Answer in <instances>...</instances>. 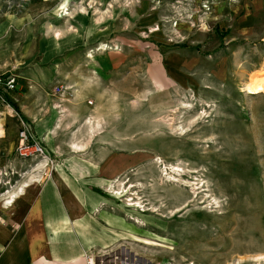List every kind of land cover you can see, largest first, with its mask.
I'll return each instance as SVG.
<instances>
[{
  "label": "rangeland",
  "instance_id": "rangeland-1",
  "mask_svg": "<svg viewBox=\"0 0 264 264\" xmlns=\"http://www.w3.org/2000/svg\"><path fill=\"white\" fill-rule=\"evenodd\" d=\"M26 1L0 0L18 84L0 90V210L63 170L100 197L88 242L111 245L89 264H264V0ZM49 48L71 87L22 79ZM45 90L86 93L90 116L59 108L40 131L24 99ZM22 119L47 159L17 156Z\"/></svg>",
  "mask_w": 264,
  "mask_h": 264
},
{
  "label": "crops",
  "instance_id": "crops-1",
  "mask_svg": "<svg viewBox=\"0 0 264 264\" xmlns=\"http://www.w3.org/2000/svg\"><path fill=\"white\" fill-rule=\"evenodd\" d=\"M58 51L60 48L44 51L43 65L26 68L21 72L22 79L38 87H71L70 74L59 70L62 64L47 66ZM0 53V72L4 73L11 68L6 67L12 63V52L7 55L1 50ZM60 95H51L45 90L39 97L24 99L25 118L38 120L40 131L49 130L52 134L54 127L49 128L45 120L47 115L57 114L59 108H64L60 114L68 112L76 119L85 120L90 116L85 104L86 93H81L75 100ZM28 120L26 122L30 124ZM72 146V143L66 144L59 148V152L72 150ZM16 196L15 204L0 210L4 217L0 220V264H89L91 250L111 245L110 242H88L90 238L86 231L96 222L93 211L100 203V197L85 186H78L75 177L63 170L52 174L45 184L38 183L34 187L32 184L24 194ZM52 231H57L53 240ZM78 234L82 240H78Z\"/></svg>",
  "mask_w": 264,
  "mask_h": 264
},
{
  "label": "built area",
  "instance_id": "built-area-1",
  "mask_svg": "<svg viewBox=\"0 0 264 264\" xmlns=\"http://www.w3.org/2000/svg\"><path fill=\"white\" fill-rule=\"evenodd\" d=\"M26 0H6V10L9 12H22ZM17 78L12 74L0 75V90L15 91L17 89ZM0 94V104H4ZM16 154L21 160H42L47 159L46 148L42 142L36 140L32 133L30 124L23 119L20 122Z\"/></svg>",
  "mask_w": 264,
  "mask_h": 264
},
{
  "label": "bare ground",
  "instance_id": "bare-ground-1",
  "mask_svg": "<svg viewBox=\"0 0 264 264\" xmlns=\"http://www.w3.org/2000/svg\"><path fill=\"white\" fill-rule=\"evenodd\" d=\"M64 11H67V10H64ZM66 16H69L68 14H65ZM59 36V35H58ZM57 36V37H58ZM101 50L103 51V50H105V46H102V48H101ZM254 82H255V84H256V86L262 91V92H264V71H260V72H258V73H256V75H255V79H254ZM182 104H184V103H182ZM191 109L192 108V106L189 104V105H185L182 109ZM94 118H96V117H94ZM98 118V117H97ZM93 119V118H92ZM90 120V119H89ZM100 120V119H99ZM93 121V120H92ZM87 123V122H86ZM89 124H91V122H89ZM101 124V123H100ZM96 125V124H95ZM99 126V125H98ZM91 128H92V126H90ZM89 127V128H90ZM2 135H4V129H3V126H2V122H1V120H0V137H2ZM173 172H182V170L181 169H174L173 170ZM23 192V191H22ZM13 195H15L14 197H13ZM12 195V198L10 199V200H12V202H11V204L10 205H12L13 203H15V200L17 199V197L18 196H16V194L14 193ZM19 195V194H18ZM14 200V201H13ZM11 207V206H10ZM77 220V219H76ZM263 259H264V257H263Z\"/></svg>",
  "mask_w": 264,
  "mask_h": 264
},
{
  "label": "trees",
  "instance_id": "trees-1",
  "mask_svg": "<svg viewBox=\"0 0 264 264\" xmlns=\"http://www.w3.org/2000/svg\"><path fill=\"white\" fill-rule=\"evenodd\" d=\"M15 107H16V105H15Z\"/></svg>",
  "mask_w": 264,
  "mask_h": 264
}]
</instances>
